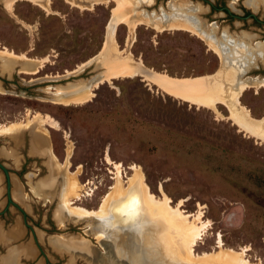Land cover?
Returning <instances> with one entry per match:
<instances>
[{
	"label": "rangeland",
	"instance_id": "obj_1",
	"mask_svg": "<svg viewBox=\"0 0 264 264\" xmlns=\"http://www.w3.org/2000/svg\"><path fill=\"white\" fill-rule=\"evenodd\" d=\"M4 1L0 0V46L47 59L35 73L20 72L18 67L10 74L0 73V123L23 119L34 111L57 121L58 129L45 125L50 150L63 161L67 142H71L67 167L74 170L78 165V180L91 193L81 196L78 203L95 208L108 191L115 169L106 157L121 165L123 179L131 173V164L138 165L156 195L161 194V187L173 204L183 200L181 208L192 214L201 206L203 218L210 223L195 245L197 252L213 248L220 235L225 245L245 246L247 257L264 262V142L241 130L230 119L225 105L218 104L214 110L191 103L140 74L102 81L84 102L52 100L51 90L56 85L88 79L104 68L92 60L79 71L63 75L106 45L116 0L90 7L85 0H49L48 9L30 0H15L10 9ZM171 1L151 0L136 6V0H132L137 8L159 16L162 10L171 11ZM188 1L215 36L226 31L233 38L246 37L244 62H255L241 76L264 78V3L210 0L216 7L225 4L233 16L210 7L207 0ZM243 10H252L257 20L238 17ZM211 22L214 24L209 26ZM128 34L126 24L117 22L114 37L118 48L156 73L192 77L211 74L221 64L204 40L188 30L157 31L140 23L134 28L133 38ZM249 39L259 41L250 44ZM239 99L252 116H264V86L246 88ZM19 136L21 140L17 141L12 135H0V161L15 179L10 178L13 203L7 200L0 169V239L3 236L7 240L0 242V256L12 248L17 264H109L89 261L81 254L71 256L53 246L50 239L64 233L80 234L88 238L92 248L103 249L101 240L91 231V219L63 217L62 224L57 222L60 183L47 198L34 192L35 184L49 173V155L31 151L30 130H23ZM17 158L22 163L16 166ZM15 225L21 227V234L12 237L9 232ZM108 230L103 231L114 243ZM137 236L121 234L117 249L125 247L130 252L136 244L135 250H140ZM19 246L31 248V253ZM146 248L139 252L149 253L150 258H145L152 262L154 256Z\"/></svg>",
	"mask_w": 264,
	"mask_h": 264
},
{
	"label": "bare ground",
	"instance_id": "obj_2",
	"mask_svg": "<svg viewBox=\"0 0 264 264\" xmlns=\"http://www.w3.org/2000/svg\"><path fill=\"white\" fill-rule=\"evenodd\" d=\"M14 1L6 0L4 2L8 8L12 9ZM30 1L45 9L49 7V0ZM67 1L72 2L73 0ZM85 1L88 2L90 7L94 3L108 0ZM255 1L248 0L247 3L253 4ZM142 2L150 3L151 0H136V6ZM256 3L263 4L264 0H257ZM136 6L132 0H116V5L112 9L111 20L107 26L106 45L96 55L85 61L96 60L98 63L103 64L106 70L105 74L93 79L79 78L62 85H56L51 90L52 100L64 104L84 102L93 95V89L100 82L110 81L111 78L115 77L140 74L146 76L151 82L158 84L168 93L191 103L214 110H217L218 104L225 105L228 108L230 119L241 130L264 142V116L260 118L252 116L250 110L239 99L240 94L246 88L254 87L257 89L264 86V78H243L241 76L246 68H249L255 62L249 59L248 63L244 62V51L248 47L246 46V37L233 38L226 31L218 37L215 36L213 34L214 30L209 28L204 20L195 15V10L188 0H172L169 3L171 11L165 12L162 10L161 16L147 13ZM166 6L168 7L167 3ZM117 22L126 24L129 38H133L134 28L140 23L147 24L157 31L164 28L191 31L202 38L206 45L219 56L221 64L211 74L192 77H172L156 73L145 67L140 60H134L132 55L123 54V51L118 48L114 37ZM212 24L214 23H209V26ZM46 59L47 56L32 58L25 52L16 53L6 46H0V72L5 74H10L14 67H18L20 72L35 73ZM255 59H258L257 55H255ZM85 62L79 64L72 71H67V73L79 71ZM0 90H2L1 87ZM45 125L55 129L60 127L51 116L34 111L31 114H26L23 119L0 123V135H12L18 141L23 130H30L32 135L31 151L46 152L49 155L47 161L49 173L35 184L33 187L34 192L39 195H53L56 184L60 183L59 208L55 212V218L59 224L64 222L63 217H70L75 221L89 216L97 218L91 228L92 233L98 240H107L111 245V248H108L104 245L106 242L100 241V244H103L102 250H104L103 261H110L112 257H107V255L114 254L126 259L128 264H264L260 258L252 260L247 257V247L245 246L235 248L225 245L220 235L216 238L213 248L197 252L195 245L210 223L209 220L203 218L201 206H199L196 213L192 214L181 208L183 200L173 204L172 199L161 187V194L156 195L150 189L143 171L138 165L131 164L129 166L131 173L126 176V179H123L121 165L111 162L106 157V161L112 163L115 169L112 171L113 181L108 191L101 196L95 208H87L78 203L77 200H81V196H84V194L90 195L91 193L86 190V185L78 180V165L74 170L67 167L70 162L68 156L72 151V144L69 141L67 142L64 160H57L50 150L48 131ZM11 180L15 182V179L11 178ZM89 189L93 190L92 187ZM133 202L135 204L130 208L129 205H132ZM107 224L110 225L107 226ZM106 228L109 229L110 238L114 243L109 241L108 234L103 231ZM123 233L126 236L137 234L140 239V250H135L136 244L134 248L131 246L130 252L128 251L129 248L125 247H122L121 250L117 249V244L121 241V234ZM9 234L12 237L19 236L21 227L19 225L13 226ZM58 237L60 241L53 243V246L59 248L58 250H71V256L86 252L89 261L97 256L88 238H84L80 234L69 235L63 233ZM1 238L5 239L3 236ZM19 248L25 251L27 249L28 251L32 250L27 246H19ZM145 248L153 254L154 259H151L152 262H148L145 258V255L150 258L149 253L141 255L139 252L141 250L145 251ZM110 249H114L113 254ZM30 251L29 253H31ZM16 260L12 248H8L7 253L0 256V264H17ZM115 264L120 263L115 262Z\"/></svg>",
	"mask_w": 264,
	"mask_h": 264
},
{
	"label": "water",
	"instance_id": "obj_3",
	"mask_svg": "<svg viewBox=\"0 0 264 264\" xmlns=\"http://www.w3.org/2000/svg\"><path fill=\"white\" fill-rule=\"evenodd\" d=\"M226 7V9H228V7L227 6H225ZM250 13H251V15H255L254 14V12L251 10L250 11ZM263 40V39H262ZM249 41H250V39H249ZM257 41H259V39H253V40H251L249 43L250 44H253L254 42H257ZM94 65H98L99 63L96 61V60H94ZM89 62H85L82 66H81V68L83 67V66H85V65H87ZM80 68V69H81ZM73 72H75V71H73ZM73 72H70V73H73ZM105 72H106V70H105V67L102 69V70H99L98 72H96L95 74H93L90 78H94V77H98V76H103L104 74H105ZM0 73H2V72H0ZM70 73H67V74H70ZM67 74H63V75H67ZM3 81H2V79L0 78V87H1V89L3 90V83H2ZM0 168L2 169V172H3V175H4V180H5V193H6V197H7V200L8 201H10V202H13V203H15L12 199H11V197H10V173H9V171L7 170V168H6V166L0 161ZM41 196H43V198H47L46 197V195H44V194H42ZM86 219H91L93 222H96L97 221V218H94V217H92V216H89V217H87V218H85V219H81V220H86ZM90 229V228H89ZM57 238V239H56ZM53 243L55 242V241H60V239H59V237L57 236V237H52L51 239H50ZM102 242H106V244H104L106 247H108V248H111L110 246V243H108V241L107 240H101ZM103 245V244H102ZM55 247V246H54ZM94 248V247H93ZM107 248V250H109ZM95 249V251H96V254H97V256H95L93 259H96V260H94V261H96V262H98V263H100V262H105V261H103L102 260V258H104V256H103V253H104V250H98L97 248H94ZM106 250V249H105ZM111 251V253L113 254V250L112 249H110ZM63 251H67V252H70L71 250H68V249H64ZM81 255H83V256H85L86 258H87V255H86V252L85 253H82ZM72 256H76V255H72ZM107 257H112L111 259H110V263L109 264H115V262H117V263H120V264H128L127 263V260L126 259H123V258H121V257H119V256H117V255H107ZM114 259V260H113ZM124 261H125V263H124ZM106 262H107V260H106Z\"/></svg>",
	"mask_w": 264,
	"mask_h": 264
},
{
	"label": "flooded vegetation",
	"instance_id": "obj_4",
	"mask_svg": "<svg viewBox=\"0 0 264 264\" xmlns=\"http://www.w3.org/2000/svg\"><path fill=\"white\" fill-rule=\"evenodd\" d=\"M207 2H208V4H209V6L210 7H215V8H220L221 10H223L225 13H227V14H229V15H233V16H236L235 14H232L228 9H226V5L225 4H221V5H219L218 7H216V6H214L213 5V3L210 1V0H207ZM245 16H249V17H251V18H253L254 20H257V16L256 15H251V13H250V11L248 10V11H246V10H243L242 11V14L241 15H238V17H245ZM17 161V162H16ZM15 163H17L16 164V166L17 165H19V158H17V160H15L14 161ZM20 163H22V162H20ZM21 165V164H20ZM21 167V166H20ZM7 168V167H6ZM1 169V168H0ZM2 170V169H1ZM8 170V169H7ZM9 171V170H8ZM3 173V172H2ZM10 173V172H9Z\"/></svg>",
	"mask_w": 264,
	"mask_h": 264
},
{
	"label": "crops",
	"instance_id": "obj_5",
	"mask_svg": "<svg viewBox=\"0 0 264 264\" xmlns=\"http://www.w3.org/2000/svg\"><path fill=\"white\" fill-rule=\"evenodd\" d=\"M10 178H14V175H12L11 173H10ZM10 188H11V184H10ZM7 240H3V239H0V242H6ZM25 255V254H24ZM26 256V255H25ZM29 257V256H28ZM30 257H32V256H30Z\"/></svg>",
	"mask_w": 264,
	"mask_h": 264
},
{
	"label": "snow or ice",
	"instance_id": "obj_6",
	"mask_svg": "<svg viewBox=\"0 0 264 264\" xmlns=\"http://www.w3.org/2000/svg\"><path fill=\"white\" fill-rule=\"evenodd\" d=\"M134 204H135V202H133V203H132V205H129V207H130V208H131V207H133V206H134Z\"/></svg>",
	"mask_w": 264,
	"mask_h": 264
}]
</instances>
